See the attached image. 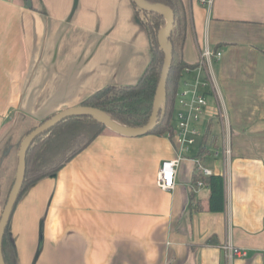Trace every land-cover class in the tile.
I'll use <instances>...</instances> for the list:
<instances>
[{"label": "crops", "instance_id": "0c3cea01", "mask_svg": "<svg viewBox=\"0 0 264 264\" xmlns=\"http://www.w3.org/2000/svg\"><path fill=\"white\" fill-rule=\"evenodd\" d=\"M183 2L182 60L196 62L204 45L221 51L212 64L221 98L207 96L188 157L223 178V210H209L206 184L192 193L189 158L171 191L157 186L161 162L176 155L167 136L106 129L17 202L8 229L18 264H264V0ZM150 58L131 0H0V148L13 129L18 140L102 87L135 83ZM227 240L246 256L227 262Z\"/></svg>", "mask_w": 264, "mask_h": 264}, {"label": "trees", "instance_id": "16d2710c", "mask_svg": "<svg viewBox=\"0 0 264 264\" xmlns=\"http://www.w3.org/2000/svg\"><path fill=\"white\" fill-rule=\"evenodd\" d=\"M146 1L164 4L174 12V24L169 38L172 45V62L166 82L165 110L154 129L149 132L164 135L170 132L173 127L172 115L181 72L185 66L191 65L182 60L180 52L179 56L177 55L178 57H176V51L178 52V49L181 50V44L187 33L189 16L183 0ZM133 5L143 15L141 20L148 36L151 53L149 63L135 83L107 85L92 93L81 103L82 105L95 107L104 111L109 117L127 127L142 126L147 123L150 117L153 97L163 61V52L159 47L157 35L159 29L165 24V20L161 14L143 11L136 7L134 3ZM104 130H106V127L100 122L86 115H78L62 119L38 135L27 148L24 180L13 210L30 185L41 178L57 172ZM82 132H86V135H83ZM203 141L204 139H202ZM71 142H74V144L70 146L72 149L68 152V149L65 148ZM60 149H65V151L59 153ZM200 150L204 152L205 148H201ZM58 153L59 156L54 160V157ZM201 179L210 189L208 198L209 210H223V178L219 175H210L201 177ZM194 181H196V176H194L191 185L194 184ZM192 193L195 194L194 191ZM6 198L7 195L3 199L2 207ZM191 198H193L192 195ZM189 209L197 211L199 206L190 201ZM1 249L5 264H18L17 251L13 237L9 232L8 224L2 237Z\"/></svg>", "mask_w": 264, "mask_h": 264}, {"label": "built area", "instance_id": "2783aa9c", "mask_svg": "<svg viewBox=\"0 0 264 264\" xmlns=\"http://www.w3.org/2000/svg\"><path fill=\"white\" fill-rule=\"evenodd\" d=\"M199 1L207 10L210 9L213 2V0ZM220 57V50L204 45L199 50L196 62L185 66L181 72L180 84L175 95L173 133L167 134L173 143L176 155L171 159L163 160L156 175V184L162 190L171 191L175 187L178 166L186 158L191 159L194 164L196 181L192 185L193 191H197L205 185L201 177L211 175V170L203 164L200 155L188 157V154L196 145L197 139L202 136L200 125L207 107V96H214L216 100L221 98L218 82L212 69L213 62L219 60ZM217 111L226 124L224 109L218 105ZM228 136L227 125H224L222 152L227 163L232 156ZM206 150L207 148L204 150V154ZM221 249L225 260L229 263L236 258L246 256L245 249L233 245L229 240L221 245Z\"/></svg>", "mask_w": 264, "mask_h": 264}, {"label": "water", "instance_id": "95a60500", "mask_svg": "<svg viewBox=\"0 0 264 264\" xmlns=\"http://www.w3.org/2000/svg\"><path fill=\"white\" fill-rule=\"evenodd\" d=\"M132 2L136 5V7L143 11L161 14L165 20L164 26L159 29L157 35L159 47L163 52V61L156 91L153 97L152 111L147 123L139 127H127L112 119L104 111L98 108L85 105H75L62 109L45 118L42 122L38 123L33 129L27 132L19 143L15 176L0 213V264H5L1 249L2 237L24 180L26 151L28 146L38 135L66 117L86 115L100 122L107 130L119 135L135 137L151 132L163 115L166 100V82L172 62V45L169 38L174 24V12L170 7L161 3H151L146 0H132ZM27 5L30 6V1H27Z\"/></svg>", "mask_w": 264, "mask_h": 264}, {"label": "rangeland", "instance_id": "374dc122", "mask_svg": "<svg viewBox=\"0 0 264 264\" xmlns=\"http://www.w3.org/2000/svg\"><path fill=\"white\" fill-rule=\"evenodd\" d=\"M140 17L141 18L143 17L142 12H140ZM179 52H180V50L178 49V52L176 51V57L179 56L178 55ZM209 101L210 100H208V102ZM174 109H175V104H174ZM173 114H174V110H173ZM38 123H36L35 125H37ZM172 123L174 125L173 115H172ZM201 125H200V129H202ZM33 127H31V128H33ZM14 128H15V126H14ZM17 129H13L12 132L10 131L8 133V135H6L2 139V145L0 148V152L3 153L0 157V193L1 194L3 193L4 197H6V195L8 194L9 189L12 185V181H13L14 176H15V168L17 165V149H18L19 143H20L21 139L23 138V136L28 132V131H25L24 133L20 134L18 136L19 137L18 140H16L17 138L14 139V137H15V133H16ZM168 133H170V134L173 133V127H172V130L170 132H167L164 135L167 136ZM9 134L11 136L10 138H9ZM82 134L86 135V132H82ZM167 138H169V137L167 136ZM13 139L16 141L13 142ZM198 139H197V141H198ZM197 141H196V143H197ZM73 144H74V142L69 143L65 149H68V152H69L72 149L70 146H72ZM65 149H60L59 153L62 151H65ZM59 153L56 154V156L54 157V160L59 156ZM10 155H11V157H10ZM5 181H6V183H5ZM2 186H4V187H2ZM4 197H3V199H4Z\"/></svg>", "mask_w": 264, "mask_h": 264}]
</instances>
